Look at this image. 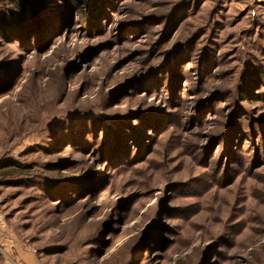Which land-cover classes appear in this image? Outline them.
I'll return each instance as SVG.
<instances>
[{"label":"rangeland","instance_id":"374dc122","mask_svg":"<svg viewBox=\"0 0 264 264\" xmlns=\"http://www.w3.org/2000/svg\"><path fill=\"white\" fill-rule=\"evenodd\" d=\"M0 210V264H264V0H0Z\"/></svg>","mask_w":264,"mask_h":264},{"label":"built area","instance_id":"2783aa9c","mask_svg":"<svg viewBox=\"0 0 264 264\" xmlns=\"http://www.w3.org/2000/svg\"><path fill=\"white\" fill-rule=\"evenodd\" d=\"M4 226H5V221L0 210V228H3Z\"/></svg>","mask_w":264,"mask_h":264},{"label":"trees","instance_id":"16d2710c","mask_svg":"<svg viewBox=\"0 0 264 264\" xmlns=\"http://www.w3.org/2000/svg\"><path fill=\"white\" fill-rule=\"evenodd\" d=\"M29 20L31 21V22H35L36 21V17L35 16H30L29 17ZM30 25H32V24H30ZM263 77V76H262ZM244 100V99H243Z\"/></svg>","mask_w":264,"mask_h":264}]
</instances>
